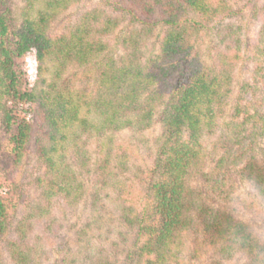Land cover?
Wrapping results in <instances>:
<instances>
[{"label":"trees","instance_id":"16d2710c","mask_svg":"<svg viewBox=\"0 0 264 264\" xmlns=\"http://www.w3.org/2000/svg\"><path fill=\"white\" fill-rule=\"evenodd\" d=\"M90 1L0 0V117L15 164L35 137L44 167L34 179L41 193L26 217L29 230L9 240L14 260L53 261L46 236H60L53 208L60 199L73 212L87 205L88 217L76 227V245L51 264H194L205 245L217 252L216 264L240 256L264 264V239L231 209L234 200L252 209L264 201V22L248 40L241 14L253 3L258 19L264 7L130 0L133 28L118 52L110 38L122 20L101 7L53 32L61 14ZM160 24L159 51L143 62L141 43ZM211 26L217 69L170 83L193 37ZM29 55L35 75L24 66ZM246 60L255 63L249 78L237 69ZM157 116L160 130L151 133ZM16 179L0 168V239L21 199Z\"/></svg>","mask_w":264,"mask_h":264},{"label":"rangeland","instance_id":"374dc122","mask_svg":"<svg viewBox=\"0 0 264 264\" xmlns=\"http://www.w3.org/2000/svg\"><path fill=\"white\" fill-rule=\"evenodd\" d=\"M252 2L256 3L260 7H264V0H252ZM252 4L244 3L242 4L241 8V14L243 17H245L243 24L245 23L244 31L246 32V37L248 40H253L258 36L261 25L264 22L263 15H260L258 19L253 15ZM93 7L104 8L110 13L121 18L122 23L120 28L115 32V34L111 36L110 39L111 44L114 46L116 51H123L121 42L122 38L126 36L133 28L132 20L134 19V15L132 14V10L133 8L137 10L136 6H134L130 0H92L84 4H80L79 6H74L61 14L59 18L53 23V32L62 33L71 24L78 23L81 19L82 13L85 10ZM165 29L166 27L164 24L158 25L154 31L142 41L140 56L143 62L152 58V56H154L159 51V42ZM215 31L216 28H214V26L207 28L201 27V31L192 39V47L190 48V51L181 58L179 66L180 69L178 73H176V75L171 79L170 83L172 82L175 84L176 81L180 79V77L181 79L187 77L190 73L197 70L217 69L214 50V45L216 43ZM24 66L27 71L35 75L38 68L36 57L34 55H29ZM254 67V62L251 60H246L243 62V65H239V68L237 69L238 73L241 74L242 77L249 78ZM250 97L251 94L247 93L246 98ZM160 127V118L157 116L154 126L151 128L150 132H157L160 130ZM38 134L39 131L37 129V135ZM34 139L30 143L28 153L23 162L19 165H16L13 159V154L10 151L11 145L9 135L4 128L2 119L0 117V168L3 170V172H5V174L17 178L16 180L20 182L22 187V195L18 202L16 213L10 220L11 224L9 234L7 235L8 237L0 239V264H27L30 262L26 259L25 261L24 259H21L22 262H20L18 259L19 256H17V261L14 260L11 253L12 246L10 245L9 240L15 239L22 241L20 236L21 232H23L22 229L24 228L26 231L29 230L28 224L26 223V217L31 210V203L34 199L38 198L41 193L40 189H38V187L35 185L34 179L38 174L43 172L44 167L36 155ZM136 155L147 166V168H150L152 162L146 157L144 152L138 150ZM238 189H240L241 192L245 189L248 192L246 193L249 199H252L253 195L252 193H249V191L253 192V190L249 185L241 184L238 186ZM258 201L259 202L255 204V209H252L248 203L243 204L241 201L234 200L231 204V209L239 218L243 220L245 219L252 226L254 232L264 239V218L261 216V212L264 208V201L260 198ZM53 208L58 218L61 219L63 228L61 229L60 236L54 237V239H52L51 235L46 236V246L53 257V261L49 262L48 264L53 262L59 263L58 261L62 259L67 247H74L76 245V227L84 223L88 217L87 205L80 206L77 212H73L65 202L60 199H56L53 202ZM27 238H34L35 240L36 237L29 235ZM192 241L193 237L188 236L186 240V250L184 251L182 258L185 259L189 255L193 246V243L191 244ZM213 249L214 248H210L209 246L205 245L203 253L198 259L193 261L194 264H216L217 252H214ZM34 254L35 253H33L31 256L35 257V259H38V253H36V255ZM221 261V264H248V260L244 256Z\"/></svg>","mask_w":264,"mask_h":264}]
</instances>
